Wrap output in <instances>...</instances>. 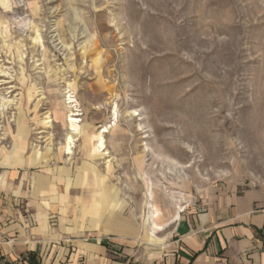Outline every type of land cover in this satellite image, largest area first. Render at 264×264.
Listing matches in <instances>:
<instances>
[{
    "label": "rangeland",
    "instance_id": "obj_1",
    "mask_svg": "<svg viewBox=\"0 0 264 264\" xmlns=\"http://www.w3.org/2000/svg\"><path fill=\"white\" fill-rule=\"evenodd\" d=\"M2 177L0 264L173 260L181 217L264 188V0H0ZM106 186L133 231L77 218Z\"/></svg>",
    "mask_w": 264,
    "mask_h": 264
},
{
    "label": "crops",
    "instance_id": "obj_2",
    "mask_svg": "<svg viewBox=\"0 0 264 264\" xmlns=\"http://www.w3.org/2000/svg\"><path fill=\"white\" fill-rule=\"evenodd\" d=\"M29 161L32 159L27 160L26 165L31 166ZM21 163L17 166H22ZM2 166L15 167L10 159H6ZM99 177L98 184H101L102 179ZM0 183H4V177ZM38 183L43 186L45 181L40 180ZM69 185L70 179L67 188ZM106 187L111 194L106 198L105 189L102 196L100 191L96 196L97 204H93L94 208L85 209L77 218L85 220L90 228L101 233L122 235L131 231V219L120 214L122 205L116 198V189ZM99 203H102L100 207ZM41 220L46 231V214L41 213ZM178 226L181 234L176 240L179 242L177 253L167 264H264V188L227 194L219 207L198 215H189L188 219L181 217ZM28 251H36V248Z\"/></svg>",
    "mask_w": 264,
    "mask_h": 264
},
{
    "label": "bare ground",
    "instance_id": "obj_3",
    "mask_svg": "<svg viewBox=\"0 0 264 264\" xmlns=\"http://www.w3.org/2000/svg\"><path fill=\"white\" fill-rule=\"evenodd\" d=\"M74 102V100L70 101V103ZM77 111V110H75ZM80 114L78 112H73L71 115H70V119L69 121L71 122V132L69 133L68 135V143H67V146H66V153H72V146H71V143L74 141V134L77 133V129H76V123H80L82 120L78 118ZM101 131H99V133L95 134V138H97L98 140V144L96 145V147L100 148L101 149H98L99 152L105 150V141H104V133L105 132H108L109 131V128L110 126L108 125H105L103 127ZM95 147V146H94ZM108 152H106L105 154H107ZM9 164V163H8ZM107 188V187H106ZM104 194L105 195H108L107 192H105L104 190ZM104 195V197H105ZM102 205V203H99V205ZM157 212V210H156ZM158 214L154 215V216H157ZM154 224L157 225V223L155 221H153ZM145 226H148V228H146V236L149 238V239H155V232L153 230V227H152V223H151V215H148L146 221H145ZM160 226V225H159ZM159 231H162V228L158 229Z\"/></svg>",
    "mask_w": 264,
    "mask_h": 264
},
{
    "label": "trees",
    "instance_id": "obj_4",
    "mask_svg": "<svg viewBox=\"0 0 264 264\" xmlns=\"http://www.w3.org/2000/svg\"><path fill=\"white\" fill-rule=\"evenodd\" d=\"M29 264H42L36 251H29L24 257Z\"/></svg>",
    "mask_w": 264,
    "mask_h": 264
}]
</instances>
